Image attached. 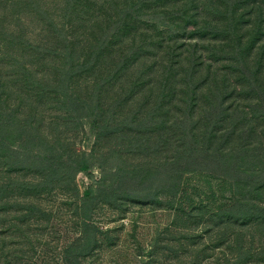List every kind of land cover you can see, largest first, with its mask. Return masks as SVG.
Here are the masks:
<instances>
[{"label": "rangeland", "instance_id": "rangeland-1", "mask_svg": "<svg viewBox=\"0 0 264 264\" xmlns=\"http://www.w3.org/2000/svg\"><path fill=\"white\" fill-rule=\"evenodd\" d=\"M141 1L0 0V109L16 107L20 118L37 123L46 143L57 145L56 151L73 153L75 159L86 153L93 165L88 172L64 173L66 179L43 188L37 168L15 169L0 161V186L6 185L0 196V264H67L68 247L78 241L92 245L78 256L79 264H264V218L226 222L220 217V210L236 201L244 208L264 205V185L256 189L251 179L264 175L262 157L242 148L264 140L259 91L264 0L236 7L245 11L244 45L262 20L247 50V69L234 64L237 36L222 31L214 37L207 29L226 26L221 16L215 18L222 1ZM133 3H142L137 16H127L120 30L112 26ZM181 4L188 7L187 16L179 12ZM172 5L176 12H166ZM66 44L81 64L70 81L73 91L98 106L89 118L106 125L107 132L61 96L55 79ZM138 46L140 56L132 62ZM222 49L233 56L218 58ZM250 69L257 78L249 79ZM35 75L48 80L38 85ZM216 99L229 107L221 118L213 112ZM182 118L194 125L187 129ZM208 121L217 122L219 132L212 147L229 150L243 143L245 154L236 158V172L200 165L180 172V190L173 195L163 181L170 162L181 144H202ZM186 129L197 135L195 141L183 139ZM145 170L160 178L157 184L152 186L150 174L145 179ZM234 179H240L238 185ZM24 182L33 184L28 188ZM90 187L103 192L87 197ZM151 188L158 195L138 198ZM110 193L115 197L106 196Z\"/></svg>", "mask_w": 264, "mask_h": 264}, {"label": "trees", "instance_id": "trees-1", "mask_svg": "<svg viewBox=\"0 0 264 264\" xmlns=\"http://www.w3.org/2000/svg\"><path fill=\"white\" fill-rule=\"evenodd\" d=\"M152 1H156V0H149V4H153ZM220 1L222 2L219 3L217 7H215V11H217V13H215V18H217L218 16H221V19H223V22L226 23V26L224 27V29H219V28L215 30L213 28L212 30L210 28H207V29L212 31V33L214 34V37H218L219 32L221 33L222 31H224L226 34L234 33L237 36L236 43H234V48H232V51L235 52L236 54L235 56L237 59V62L234 64L235 66H237V64L243 63L244 68L247 69L249 68L248 65L250 63V61H247L245 59V57L248 56L247 50L251 45L255 43V33L254 32H259L258 26L260 22H262V20L259 21V24H257L255 28H253L254 29L252 31L253 35L248 39V44L244 45L243 36L240 34L241 32L240 30L243 26V23L246 22V19H245L246 17L244 16L245 11L239 12L238 8L236 7L241 6L242 2H245V0H220ZM141 2L145 4V2H148V1L142 0ZM142 3H139V4L133 3L132 6L129 7L127 10H122V17L119 20L113 21L112 26H115L119 30L122 29L121 25L122 24L124 25V21L126 17L129 16L133 18L137 16V13L140 10L139 7L142 5ZM221 4L223 6H221ZM179 6H180L179 12L187 16L189 14L188 7L184 6V4H181ZM223 7L225 8L223 9ZM165 8H167L165 11L166 12L169 11L171 14L176 12L175 5L172 8L171 6H167ZM207 29L206 30L203 29L201 33L208 32ZM110 33L111 31H109L105 35L110 37ZM139 50L140 48L138 46L136 49V53L135 54L133 53L132 56L129 57L130 61L133 62L137 56H140ZM222 50H223L222 52L218 51L219 52L217 53L218 58H220L221 56L220 53L226 54L228 56H233L232 53L225 52V50L226 51H229V50L227 49H222ZM74 52H75L74 48L72 49L70 45L68 44L62 47L59 52L64 55L63 56L64 64L63 66H60L58 68L60 77L55 79L56 84H58L57 87L62 90L61 96H63L62 98L64 101L68 102L69 104L68 106L72 108V110H74L75 112L76 111L80 112L81 117H84V116L88 117V119H90V121L93 123L95 127H100L101 132L102 131L107 132L108 127H106V125H100L99 123L96 122L95 118L94 120L92 118H89L97 114L98 106H93L92 104L88 103L83 97L75 94V91H73V85H72V82L70 83V81L74 80L73 79L74 74H77V69L81 67V64L79 63V61L77 62L74 61ZM93 57L94 56H92L89 59L88 63L92 62ZM45 58L47 57L45 56ZM121 59L126 60L127 57H122ZM252 70L253 69H250V72L253 74L250 73V75H248L249 79L257 78V73L255 75L254 71ZM25 74L29 78L31 77L32 73L29 74L25 72ZM34 78H35V81H37L38 85H41L43 84V82L48 80L42 77V75L40 78L38 77V75H35ZM197 83L198 82H196V84ZM196 84L195 86H197ZM259 87H260V90H259L260 94L264 98V85L260 84ZM128 94L129 93L124 95L123 98H125V96H128ZM74 98H77L76 102L73 101L71 103L70 99H74ZM222 101L223 99H221L220 101L217 99L213 101L214 102L213 104L217 103L216 106L218 107V108H215L216 111H213V112H217L220 118L222 116L227 115L228 109H229L228 106L222 105ZM238 105L239 104H237V106ZM261 108H264V105ZM209 114H210V111L207 112V115ZM262 114L264 117V113ZM149 116H150L151 122L156 121L153 118L154 117L153 113H149ZM182 122H184V124H189V125H186L187 129H188V126L194 125V123H188V118H182ZM216 124L217 122L208 121L207 126L201 130L202 133L204 132L201 135V139H203L202 144L198 140L195 141V138L197 135L192 133L190 130L186 129V131L182 133L183 139L185 140L190 139L191 141H195L193 142V144L195 145L192 144L191 147H187V142H185L183 146L182 144L178 146L177 151L175 152L176 154L174 155L173 159L170 162V172H166L164 179L161 177V180L163 179V181H167L168 186H170V188L172 189L171 194L177 195L179 193L180 185L178 182L179 177L177 176L181 175L180 172H186V170H189V169L193 170L195 168H198L199 165H200V168L206 167V169L213 168V167L221 168V169L223 168L227 172V174L232 173L234 171L236 172L237 170L235 169L236 168L235 167L236 158L240 157L244 152L253 153L255 157H262L260 160H262L264 163V140H262L261 142H258L255 145L254 144L247 145L246 148L245 146H243V143H240V145L238 144L240 147L236 145L237 148L233 147L229 150L223 149V147L221 148L220 144H218L216 147H212L211 146L212 142L219 134L218 129H216V126H215ZM37 143H39L38 148L35 147ZM44 144L46 145V148L42 147V145ZM196 144L197 145L201 144V145L196 146ZM56 146L57 145H55V147ZM12 147H15V148H12ZM55 147L49 143H46L44 139V135L40 131L37 123L33 124V121L31 119L25 120V119L20 118V116L17 113L16 107L12 109H0V161L4 160L8 164H11L9 165L10 168L20 169V168L27 167V166L30 168H34V167L37 168L42 173V180H40L39 185H42L43 188H48V187L50 188V186H52V184L58 178L66 179L67 176L64 173L67 174V172L71 171L75 175V173L78 171L88 172L90 168H92L93 165L91 164V159L89 156H86V153L84 154L83 157L81 156L75 159V156L73 153H69L68 155H66L61 150L56 151ZM241 147L244 149V152L242 151ZM239 150H240V154L237 155L236 152ZM188 165H191L193 168L190 166L188 167ZM165 168L167 169L166 163H165ZM173 168L176 169V170H173L174 173L172 172ZM147 171L148 170H145V173L147 174L145 175L146 176L145 179H148L147 176L150 174L149 177L152 181L151 182L152 186L154 184H157V181L160 178L156 181L154 179L155 174L153 173V171H151V173ZM143 172L144 171H141L139 175L142 176ZM240 179H234L233 180L234 184L238 185L240 182ZM251 179L254 180L255 184L253 185L254 187H256V189H258V187L261 188V186L264 185V175H254L252 176ZM143 182H146L145 184H147V182L150 183V181L148 180H145ZM23 184H24L23 186L29 188L33 184V182H24ZM5 191H6V185H1L0 186V196L3 195ZM102 192H103V187L96 188V190L90 187L89 189L85 191V196L87 197L92 196V198H98L97 196H100ZM157 192H159V190L152 192V188H151L150 192L148 193L143 192V194L139 196L138 198L147 201V200L154 198V196L158 195L156 194ZM110 194H107L106 196H114L112 193ZM234 203H233L234 204L233 206H230L232 208L227 207V209L225 210L224 209L220 210L221 211L220 217L222 220L225 219L226 222H229V220H231L232 218H235V219L238 218V219L244 220L243 222H245L248 220V218L255 219L259 217L256 215H260L261 218H264V205L253 203L252 206H249V207L245 206L244 208L241 202L236 201ZM241 207L244 208L245 210L244 209L242 210ZM91 247L92 245L88 246L87 244H84L83 242H79V241L73 242L68 247L67 264H79L78 256L81 253H86L89 250H91ZM77 252H79V254Z\"/></svg>", "mask_w": 264, "mask_h": 264}]
</instances>
